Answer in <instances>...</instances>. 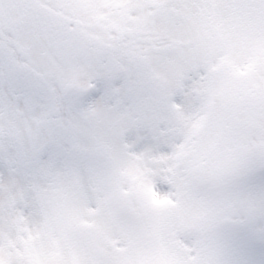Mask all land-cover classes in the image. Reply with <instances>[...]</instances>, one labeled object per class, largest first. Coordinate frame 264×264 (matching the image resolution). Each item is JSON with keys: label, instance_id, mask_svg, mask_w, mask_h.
I'll use <instances>...</instances> for the list:
<instances>
[{"label": "snow or ice", "instance_id": "1", "mask_svg": "<svg viewBox=\"0 0 264 264\" xmlns=\"http://www.w3.org/2000/svg\"><path fill=\"white\" fill-rule=\"evenodd\" d=\"M0 264H264V0H0Z\"/></svg>", "mask_w": 264, "mask_h": 264}]
</instances>
